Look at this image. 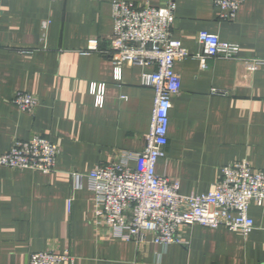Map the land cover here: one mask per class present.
<instances>
[{
    "label": "crops",
    "instance_id": "obj_1",
    "mask_svg": "<svg viewBox=\"0 0 264 264\" xmlns=\"http://www.w3.org/2000/svg\"><path fill=\"white\" fill-rule=\"evenodd\" d=\"M114 1L0 0V153L33 135L59 150L49 173L0 166V264H28L29 254L49 250L70 254L72 264H264V203H250L254 228L245 236L180 225L185 243L162 246L95 226L86 175L121 152L143 150L154 97L140 85L150 67L123 65L117 78L105 53ZM219 13L213 0H176L171 36L189 56L174 64L180 91L170 101L168 143L155 171L178 181L182 194L212 190L233 162L264 169V0H244L231 20ZM201 30L237 43L238 58L210 57L201 68ZM91 38L99 51H86ZM93 84L103 85L100 104ZM17 91L38 98L33 112L13 104Z\"/></svg>",
    "mask_w": 264,
    "mask_h": 264
},
{
    "label": "built area",
    "instance_id": "obj_2",
    "mask_svg": "<svg viewBox=\"0 0 264 264\" xmlns=\"http://www.w3.org/2000/svg\"><path fill=\"white\" fill-rule=\"evenodd\" d=\"M162 1V5L148 1L136 5L124 0L111 4L113 29L105 53L110 56L115 76L119 78L123 65L150 67V71L141 72L140 85L152 88L154 97L143 150L121 152L117 160L98 164L86 175L88 188L95 196L94 224L108 230L113 238L136 244L146 241L162 246L184 244L177 229L191 224L224 226L245 236L254 228L248 215L250 203L259 206L264 203V169L253 168L246 160L227 164L221 168L220 179L212 190L191 194L180 193L178 181L155 171L168 143L170 101L180 91V75L174 64L189 56L181 40L171 36L176 0ZM243 2L213 0L223 20L233 19ZM197 42L203 50L195 55L201 68L206 67L205 61L210 57L238 58V44L223 41L217 34L201 30ZM86 51H99V40L91 38ZM91 92L100 104L103 85L93 84ZM12 102L18 110L31 113L39 101L30 93L17 91ZM58 152L48 138L33 135L27 140H16L9 151L0 153V166L49 173L54 170ZM131 161L133 166L129 165ZM72 176V190H76L78 175ZM148 234L152 236L150 239ZM73 261L70 254L51 250L32 252L28 257V264Z\"/></svg>",
    "mask_w": 264,
    "mask_h": 264
}]
</instances>
